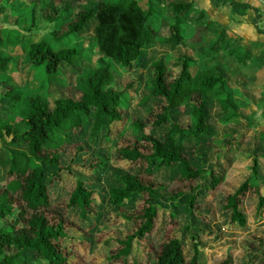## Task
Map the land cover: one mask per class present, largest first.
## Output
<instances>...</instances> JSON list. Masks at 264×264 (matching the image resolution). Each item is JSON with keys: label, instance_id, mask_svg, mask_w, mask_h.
Returning <instances> with one entry per match:
<instances>
[{"label": "trees", "instance_id": "16d2710c", "mask_svg": "<svg viewBox=\"0 0 264 264\" xmlns=\"http://www.w3.org/2000/svg\"><path fill=\"white\" fill-rule=\"evenodd\" d=\"M143 1L0 0V8L11 24L0 27V264H86L76 261L75 248L82 241L70 233L74 222L68 211L77 207L82 220L88 213L96 215L97 191L88 190L70 165H62L61 155L71 136L78 139L71 147L73 157L85 150L80 142L85 124H89L91 138L103 134L110 141L115 139L112 125L124 120L123 113L141 84L142 74L122 89H116L114 82L138 69L144 56L158 47L166 52L174 50L183 41L196 45L211 35L210 56L227 55L239 69L254 65L236 39L223 30L209 33L215 21L193 0ZM168 2L171 15L162 17ZM224 2L238 15L253 9L255 29L264 34L257 23L258 9L238 0ZM39 20L50 24L46 32L38 29ZM91 50L96 58L91 57ZM166 52L165 57H155L149 63L145 116L133 117L130 126L134 135L114 148V159L126 161L128 166L105 200L119 207L114 218L131 228L124 237L104 241L110 247L108 262L148 264L137 259L133 249L143 245L146 236L155 233L159 221L166 219L174 234L168 233L161 240L155 264H200L202 243L197 234L217 236L211 228L197 225L194 233L184 226L181 236L187 237L192 247V256L187 258L183 240L176 235L183 226L181 206L194 223L206 222L210 227L221 220L223 231L234 232L232 226L244 229L248 224L241 206L246 198H252V222H264L260 180L264 145L261 151L242 157L241 149L249 139L245 135L236 138L235 131L222 138L220 158L210 165L205 155L210 143L211 105L217 107L216 121L222 125L247 120L230 89L233 83L228 67L207 60L199 64L193 56L179 51L168 69L166 58L171 54ZM22 58L32 77L18 86L6 70L16 72ZM87 61L92 62V68L78 74ZM67 69L75 74L74 94L53 98L50 89L64 86ZM183 106L188 108L190 120L186 126L175 117ZM259 140L264 144V132ZM186 141L194 144L191 156L184 151ZM233 160L248 166L246 178L222 194L210 213L196 210L198 195L214 192L228 181ZM101 166L103 161L92 169L95 172ZM63 174L73 179V185L67 197L55 203L49 190ZM130 201H134L132 208L125 207ZM250 242L259 252L247 260L264 264L263 238L252 236ZM219 264H233L231 256L227 254Z\"/></svg>", "mask_w": 264, "mask_h": 264}, {"label": "rangeland", "instance_id": "374dc122", "mask_svg": "<svg viewBox=\"0 0 264 264\" xmlns=\"http://www.w3.org/2000/svg\"><path fill=\"white\" fill-rule=\"evenodd\" d=\"M144 3L143 0H139ZM197 5L209 10L210 16L216 19L215 14L219 16L222 23H224L231 30H223L218 25L214 24L210 30V34L214 35L219 30H223V33L228 37L236 39V43L242 44L247 52L251 55V61L254 62L253 66H247L242 69L235 67L233 62L227 59V55H220L218 57H212L208 54L210 37L205 38L198 44H190L186 41L179 43V46L174 50L169 49L171 55L166 58V65L168 69L172 68L173 62L179 51H183L186 54L193 56V58L202 64L204 61L223 63L228 67L230 73V89L235 95V99L239 104V111L247 117L245 122H240L235 125H222L216 121L218 109L216 106L211 105L209 107V134L210 139L209 147L206 150V159L211 165L213 161L221 157V144L222 138L225 134L235 133L236 138H240L245 135L249 141L244 142L240 155L242 157H248L252 152L256 153L263 148V142H260L259 135L264 132V45L256 42H245L242 37L239 39L238 34L243 37L252 39L253 34L250 30L249 20L243 18H236L229 14L228 3L224 0H195ZM248 1V0H242ZM264 2V0H261ZM225 4V5H224ZM170 2L166 4V7L161 11L162 17L170 16ZM261 15L257 16L258 23L261 27H264V7L261 8ZM212 13H215L214 15ZM233 13V12H232ZM234 15V14H233ZM255 15V12H252ZM2 18L4 16L0 13V25H4ZM219 21V19H216ZM49 23L41 20L38 23V29L41 32H46L49 27ZM238 33V34H237ZM163 34L167 35L165 29ZM237 34V35H236ZM165 50H161L158 47L154 52L144 56L139 61V68L132 70L126 77L118 78L114 82L116 89H122L126 83L133 80L140 73L142 74V81L139 87L135 91V95L132 100L127 104V111L123 113L124 120L120 123H115L112 128L115 130V139L111 138V141L103 136L98 135L97 138H91L89 135V124H85V133L80 139V142L85 145V150L73 157L71 147L76 146L77 138L71 136V142L62 152L61 163L64 166L70 165L74 176L81 180L88 190L97 191L96 204L98 207L97 214L88 213L87 219L82 220L79 216V210L77 207H73L68 211V217L74 222V226L70 227V233L74 237H78L82 242L79 243L76 248V261L86 264H118L116 262H108L107 258L110 256V247L104 244V241L112 237H124L125 233L130 230L131 226L125 222H121V219L114 218L115 212L119 209L116 206H110L106 202V195L111 188L118 185V179L120 175L125 171L128 166L126 161L114 159V148L116 145H121L122 141L132 135L133 131L130 126V122L133 117H143L147 111V103L144 101V97L148 93V80L150 77L149 63L155 57H165ZM166 52V53H167ZM168 53V54H169ZM96 52L90 51V55L96 58ZM92 62H86L83 68L78 70V74L82 71L90 70L92 68ZM84 69V70H83ZM12 81L15 85L21 86L25 81L31 79L32 72L26 60H22L17 64V71L10 73ZM67 69L64 71L66 79L64 86H53L50 89L53 98L58 96H66L68 94H74L73 81L75 74ZM178 68L174 69L177 72ZM139 73V74H138ZM238 80V81H237ZM244 82L243 86L240 84ZM236 83V84H235ZM236 85V86H235ZM237 89V91L235 90ZM176 120L179 118L182 125L189 124L188 108L183 106L179 111L175 113ZM123 127V128H122ZM122 129V131H121ZM124 129V130H123ZM117 132V133H116ZM252 139L253 143H252ZM256 139V140H255ZM184 151L191 156V151L194 144L186 141ZM254 144L258 146L254 149ZM256 146V147H257ZM99 161H103V166L98 168L95 172L92 169V165H96ZM233 160L231 169L228 172L229 179L223 183L216 191L206 192L205 194L198 195L195 202V209L203 212L210 213L215 209L216 204L219 202L221 195L235 189L246 178V170L248 166L244 165L242 161ZM263 173L260 176L264 193V165L262 166ZM73 185V179L66 174L62 175V179L53 183L50 187L49 193L51 200L55 203L61 202L65 199L69 193L70 188ZM162 194L166 195L163 191ZM185 198H180L183 201ZM134 201L125 203V207L132 208ZM255 200L252 198H246L241 208L248 216V224L244 229H239L236 226H232L233 231H223L221 220L217 224L210 225L206 222L194 223L191 221L188 213H186L182 206L179 208V217L182 219L183 226L176 230V235L181 237L185 246L186 257L192 256L191 243L187 237H182L181 232L184 226L188 225L197 233V225L202 229L211 228L216 234V238L211 234L199 233L197 239L202 243L200 246V264H219L220 260L229 254L232 258L233 264H259V261L250 262L247 260L252 257L253 254L259 252L255 247L251 245L250 237L258 236L264 240V222L255 224L252 222L254 214ZM85 230L88 233L83 234ZM174 234L172 228L166 219L159 221V225L155 233L147 235L144 239L143 245H136L133 249V255L148 264H155L154 256L159 248L161 240L168 234ZM249 250L250 252H247ZM264 252V251H263Z\"/></svg>", "mask_w": 264, "mask_h": 264}, {"label": "crops", "instance_id": "0c3cea01", "mask_svg": "<svg viewBox=\"0 0 264 264\" xmlns=\"http://www.w3.org/2000/svg\"><path fill=\"white\" fill-rule=\"evenodd\" d=\"M194 2H195V4L197 5V3H196V1L195 0H193ZM238 1H241V2H247V3H249L252 7H254V8H256V9H258L259 10V15H261V8L262 7H264V2L263 1H261V0H248V1H242V0H238ZM225 5V4H224ZM198 6V5H197ZM198 7H200V6H198ZM200 8H202V9H204L203 7H200ZM228 11H229V14L230 15H232L233 17H236V18H245V19H247V20H249V23H250V30H251V33L253 34V36H252V39H248V38H245V37H243V35H239L238 33V36H239V39H241L240 37H242L244 40H246L245 42H248V43H250V42H256V43H261V44H263L264 45V34H262V33H258L257 32V30L255 29V26H254V24H253V18H254V16L252 15V12L254 11L253 9H250V10H248L247 11V13L245 14V15H238V14H235V13H232V10L230 9V7H229V5H228ZM205 11H206V13H207V15H208V17H209V19L210 20H213V21H215V24L216 25H218L221 29L223 28V30H231L230 28H228L224 23H222L221 22V20H223V17H221L222 19H220L219 18V16H217L215 13H212L213 15L215 14V18L216 19H219V21H217L216 19H213L211 16H210V12H208L209 10H207V9H204ZM0 13H2V15L4 16V18H2V21H3V23H4V25H0V27H9V25H11L10 24V22L9 21H6V14H5V11L4 10H2L1 8H0ZM234 14V15H233ZM41 20H39V22H40ZM257 23H258V20H257ZM258 26L259 27H261L260 25H259V23H258ZM261 28H263L264 29V27H261ZM236 34V35H237ZM239 44V43H238ZM242 45V44H241ZM21 61V60H20ZM233 62V64H234V61H232ZM242 69V68H241ZM9 70V69H8ZM10 73H12L11 71H9ZM6 74H7V76L8 77H10L11 78V81H12V77L9 75V73L6 71ZM238 81V80H237ZM12 83H13V81H12ZM242 83H244V82H242ZM14 84V83H13ZM236 84V83H235ZM236 86V85H235Z\"/></svg>", "mask_w": 264, "mask_h": 264}]
</instances>
